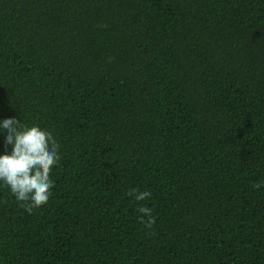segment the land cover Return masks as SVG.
I'll return each mask as SVG.
<instances>
[{"label":"trees","instance_id":"16d2710c","mask_svg":"<svg viewBox=\"0 0 264 264\" xmlns=\"http://www.w3.org/2000/svg\"><path fill=\"white\" fill-rule=\"evenodd\" d=\"M9 117L62 155L33 214L0 186V264H264V0H0Z\"/></svg>","mask_w":264,"mask_h":264},{"label":"clouds","instance_id":"9594fccd","mask_svg":"<svg viewBox=\"0 0 264 264\" xmlns=\"http://www.w3.org/2000/svg\"><path fill=\"white\" fill-rule=\"evenodd\" d=\"M0 133L4 134L6 151L0 154V186H6L10 194L29 214L41 209L50 200L54 181L52 171L61 160V145L54 135L38 124H26L19 118L0 119ZM11 146L10 151L7 146ZM264 188V181L254 184ZM127 195L137 202L140 222L151 230L157 223L153 209L145 203L150 190L129 189Z\"/></svg>","mask_w":264,"mask_h":264}]
</instances>
